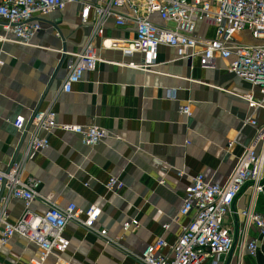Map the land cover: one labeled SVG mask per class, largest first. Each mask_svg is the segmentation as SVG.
<instances>
[{
	"label": "crops",
	"instance_id": "0c3cea01",
	"mask_svg": "<svg viewBox=\"0 0 264 264\" xmlns=\"http://www.w3.org/2000/svg\"><path fill=\"white\" fill-rule=\"evenodd\" d=\"M80 11V4L68 3L61 11L37 16L41 29L27 45L0 40V170L19 158L28 138L13 126L15 117L27 120L35 109H51L59 124L93 123L106 130L109 136L94 146L83 144L74 133L52 130L47 135L49 146L30 155L25 174L39 180L38 192L50 196L55 205L99 207L94 227L116 242L107 243L94 231L69 221L63 231L69 245L59 254L61 259L70 264H141L137 257L147 245L162 238L166 245L161 253H168L181 227L192 218L194 210L178 215L188 177L201 173L206 181L225 184L256 132L254 126L243 125V119L252 113L262 125L264 110L251 111L242 97L252 91L251 84L227 70L231 59L217 57L214 68L204 69L198 57L177 59L175 49L168 46L159 47L152 71L97 62L70 92H63L70 59L63 52L80 51L95 18L91 10L81 21ZM153 21L162 24L157 16ZM133 32L132 25L116 26L113 18L104 27V35L111 38L127 39ZM195 33L212 38L214 26L198 22ZM236 39L253 42L248 33ZM94 43L98 56L122 59L118 50L100 47L99 37ZM185 104L190 115L180 112ZM257 152L264 154V142H259ZM180 169L183 176L177 175ZM110 177L123 182L116 195L105 189ZM47 206L36 199L30 209L41 214ZM23 207L21 200L11 198L8 221L16 222ZM247 208L264 215V193L253 195L245 187L234 200L236 213L228 215L224 225L235 245L218 264H264V236L238 214ZM131 219L138 225L124 231L123 224ZM164 223H169L168 229H163ZM241 234L256 239L255 256L238 254ZM37 254L36 244L15 234L0 245V264H31ZM46 264L59 263L51 255Z\"/></svg>",
	"mask_w": 264,
	"mask_h": 264
},
{
	"label": "built area",
	"instance_id": "2783aa9c",
	"mask_svg": "<svg viewBox=\"0 0 264 264\" xmlns=\"http://www.w3.org/2000/svg\"><path fill=\"white\" fill-rule=\"evenodd\" d=\"M68 3L81 5V21L87 20L91 10L95 18L80 51L63 52L70 57L61 86L63 92H70L72 85L81 81L85 71L93 70L97 62L152 71L158 64L156 55L159 47L168 46L175 49L177 59L198 57L199 65L204 69L214 68L217 57L231 59L227 70L251 84L252 91L242 96L251 111L264 110V0H99L97 3L82 0H0L3 31L0 40L29 44L41 29L37 16L61 11ZM120 7H126L127 12H119ZM153 16H157L162 24H156ZM109 18H113L116 26L132 25L133 35L127 39L105 36L104 27ZM202 21L214 26L212 38L195 33L197 23ZM243 33H248L253 42L236 39ZM9 34L12 39L7 37ZM56 34L59 35L58 32ZM98 37L100 47L118 50L122 59L110 60L98 56L94 43ZM180 112L190 115V106H181ZM248 124L256 128L255 135L226 183L221 185L206 181L201 173L189 176L178 215L184 216L194 210L192 218L181 227V233L170 245L168 253H161L166 245L162 238L147 245L137 257L141 264H218L221 256L233 251L234 240L224 221L228 215L236 213L233 210L234 200L245 187L253 195L264 193V154L257 152L259 142H264V124L259 125L252 113L243 119V125ZM13 126L20 134L27 133L28 138L19 158L0 170V245H5L18 234L38 247V254L31 264H46L47 257L51 255L59 264H70L59 257L69 245L63 235L69 221L94 231L107 243H116L107 237L105 230L94 227L100 214L99 207L91 205L82 210L74 203L55 205L50 196L38 192L39 180L25 174L30 155L49 146L47 135L52 130L74 133L87 146L103 141L109 136L108 132L93 123L59 124L51 109H35L27 120L17 116ZM231 145L232 142H229L228 146ZM184 174L183 169L177 170L178 176ZM160 184L165 182L161 180ZM104 186L116 195L123 188V182L110 177ZM11 198L21 200L24 206L14 223L8 221L7 213V203ZM36 199L48 205L41 214L30 209L31 202ZM238 214L251 221L258 233L264 236V215L252 208ZM137 225L138 221L131 219L123 224V230ZM162 227L168 229L169 223H164ZM236 247L239 255L246 252L255 256L258 250L256 239L243 234Z\"/></svg>",
	"mask_w": 264,
	"mask_h": 264
},
{
	"label": "water",
	"instance_id": "95a60500",
	"mask_svg": "<svg viewBox=\"0 0 264 264\" xmlns=\"http://www.w3.org/2000/svg\"><path fill=\"white\" fill-rule=\"evenodd\" d=\"M1 194H2V192H0V200H1Z\"/></svg>",
	"mask_w": 264,
	"mask_h": 264
}]
</instances>
